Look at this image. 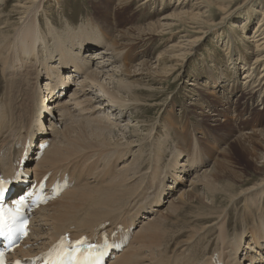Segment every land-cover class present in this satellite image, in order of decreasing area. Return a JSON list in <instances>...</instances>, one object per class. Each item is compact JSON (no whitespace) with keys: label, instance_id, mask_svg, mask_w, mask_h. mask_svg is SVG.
Masks as SVG:
<instances>
[{"label":"bare ground","instance_id":"bare-ground-1","mask_svg":"<svg viewBox=\"0 0 264 264\" xmlns=\"http://www.w3.org/2000/svg\"><path fill=\"white\" fill-rule=\"evenodd\" d=\"M7 1L10 0L4 2ZM13 1L8 12L3 7L0 13V88L4 84L0 90V163L7 173H11L15 169L11 153L13 143L23 142V133H26L32 145L37 135V141L51 142L41 160L35 166L32 165L29 171L38 178L49 171L52 176L69 173L72 183V188L37 210L31 224L32 233L26 241L31 246L20 247L14 256L37 254L66 232L73 238L83 234L91 235L105 223H108L109 229H116L119 224H123L131 230L146 211H151L152 214L143 217L147 221L139 226L137 232H132L128 246L117 253L116 259L110 264H215V255L225 264H262L264 218L254 221L253 228L249 231H236L231 238L227 228L230 222L227 214L230 206H236L235 203L240 198L248 200L249 212H252V207H258L259 212H263L264 194L261 196V193H264V176L254 186L244 187L246 179L239 183L232 181L228 175L221 173L222 164L217 166L216 162L212 168L201 174L197 173L191 179V188H182L183 191L170 202L166 211L155 215L160 210L151 208L157 203H163V194L170 193L174 187L184 182V176L178 169L197 172L196 169L202 168L209 161V152L199 145V140L191 141L189 134L187 140H182L183 133L189 130L186 125L185 131L175 134L176 143L172 146L167 137L178 121H164L163 128L160 127L163 132L159 133V128L155 127L156 121L150 127L141 122L140 118L149 112L147 109L136 115L134 119L137 121L134 124L131 119L126 124L120 123L121 119H118L126 116V110L134 108L136 111L141 104H160L145 99L147 94L143 93L146 90L153 92L155 89L143 87L145 84L143 81L139 82L140 77L135 78L138 74L136 66L141 67L140 75L150 76L153 80L160 76L167 81L185 63L189 50H193L192 46L199 45L203 34L212 29L209 20L215 8L228 12L232 0H179L175 3L178 11L151 23L148 34H166L168 41L169 38H179L178 42L172 43L168 48L169 54L161 52L158 55L157 64L162 73L155 77L149 62L141 60L138 64H133L134 56L143 57L146 54L147 47L136 55V52L133 53L138 42L142 40L146 44L144 34L136 36L133 29L118 30L116 34L106 26L108 24L104 17H98L100 23H104L102 25L87 19L77 30L71 28V22L66 17L63 32L56 26L49 8L46 10L49 0ZM133 2L126 0L125 6L120 10L127 12ZM249 14L245 20L232 23L235 35L244 32V41L255 43L254 64L252 68L247 67L250 70L244 73L242 81L243 85H247L246 88H251L241 96L245 101L253 98L258 91L261 95L264 93V82L260 83L263 77L258 78V81L256 77L260 67L264 70V10L260 22L250 32L245 30L252 19L251 12ZM229 16L230 13L224 18ZM42 18L46 19L45 24ZM240 23H243L242 27ZM104 26L106 30L103 29ZM138 30L144 31L140 28ZM197 30L203 34L194 38L192 32ZM111 34L113 39L107 44ZM100 45L103 47L94 49ZM128 47V53L119 60L121 51ZM98 59L101 61L97 62ZM105 67H109L108 72L102 70ZM74 68L84 70L85 75L78 77L81 87L77 86L71 91V96L74 97V106L71 107L70 102L60 98V93L67 85H71L70 82H75L72 77L79 76V71ZM215 82L218 83L219 80ZM190 84L194 88H204V84L198 82V79ZM92 89L97 91L96 95H93ZM163 92L165 90L160 94ZM197 99L199 100L192 103L195 106L201 104L199 101L202 98ZM225 105L227 107L226 103ZM103 109L114 111L113 115L115 112L120 115L118 118H111ZM61 122L64 126L59 130L56 124ZM45 124L50 126L46 130ZM40 132H43L42 137ZM151 140L154 147L148 148L150 162L147 164L148 152L143 153L142 146ZM136 146L137 149H134ZM128 150L133 151L135 157L132 158L135 160H130L134 162L129 166L122 165L118 173L114 163L116 165L118 158L127 154ZM183 153H186L184 157L187 160L184 163ZM164 165L165 169L162 168ZM171 169H174V173H171ZM157 178L161 179L160 183ZM23 191L24 189L17 191L13 198ZM247 195L257 196L258 199H249ZM189 208L186 214L185 211ZM214 223L218 228L216 238L210 239V244L203 245L212 230L207 228ZM185 233H188L186 237ZM201 238L203 239L200 240ZM211 244L215 246L210 249ZM167 248L172 249H168V253L176 250L179 255L185 256H174L172 260L164 258Z\"/></svg>","mask_w":264,"mask_h":264},{"label":"rangeland","instance_id":"rangeland-1","mask_svg":"<svg viewBox=\"0 0 264 264\" xmlns=\"http://www.w3.org/2000/svg\"><path fill=\"white\" fill-rule=\"evenodd\" d=\"M4 1L6 0H2V2L0 0V13L3 7L8 12L11 4L14 2L13 0L7 1L6 3ZM125 1L126 0H49V4L45 7L46 10L49 8L48 11L51 14L52 18H55L56 26H58L59 30L63 32L66 17L69 18L71 25L75 26H71V28H74L76 30L79 28V25H81L83 22L85 23L87 19L92 20L97 25H102L104 23L101 24L99 18L101 17L102 19V17H104L108 24L106 26H109V30L113 29V32H116V34H118V30L124 31L126 29H133L132 31L136 36L139 33H141L142 35L144 34L143 40L147 41L146 44H143L142 40L138 42L134 47L135 50L133 53L136 52L134 54L136 55L142 49H145L147 47V50L145 52L146 54L143 57L142 55H140L141 57L134 56L133 64H138L141 60L149 62V64L151 65L150 70L152 71V73L155 72L153 74L155 77V75L162 73L160 72L161 67H158V55L161 54V52H166L167 54H169L167 51L168 48L172 43L178 42L179 38L178 36L172 39L169 38L168 41V35L166 34L160 33L161 36H159V34H148V27L151 25V23L162 19L164 16L171 14V12L178 11V9L176 10L175 8V3H178L179 0H133L134 2L128 8L127 12H124V10L120 9L121 7L125 6ZM192 1L196 0H191V2ZM263 10L264 0H232L230 2V8L228 9V12H224L220 9L215 8V11H213V14L210 16L211 20H209V26H212V29L205 34H203L202 32L199 33L200 31L198 30L197 32L195 31L196 33L192 32L194 38L203 34V39L199 43L200 46H192L193 50H189L187 54L188 57L185 63H182L183 65L180 68H177V71H174V74H171V76L168 77L167 81L165 80V78L161 79L160 76L153 80L150 76L147 77L145 75H140L139 73H141V70L139 69L141 67L140 65L136 66L138 74L135 76V78L140 77L139 82L143 81L142 83L146 85H144L143 87L152 90L155 89L153 90V92H149L148 90H146L143 93L145 95L147 94L145 96V99L152 100V103H160L158 106H145L144 104H141L139 108L136 109V111L134 108H130L125 111L126 116L123 115V117L120 116L119 118L118 115L120 114H118V112H115L116 114L113 115L114 111L112 112L110 110L103 109V111L110 115L111 118H114L116 116L119 121L121 119L120 123L122 124H126V121H129V119H131V123L134 124L137 121V119H134L136 118V115L141 113L142 111L144 112V110L147 109L149 112L144 113L145 116L140 118L142 119L141 122L148 124V127H150L154 125L156 121L155 127L159 128V133L163 132L160 127H162L164 121H178L176 123V126L174 128L172 127V133L171 131L169 132V136L167 137V140H169L168 143L171 142L170 144H172L173 146L174 143H176L175 134L185 131L186 128L184 126L186 125L189 130L188 132L183 133L184 136L182 140H187V135L189 134L191 137V141L195 139H197V141L199 140V145L202 148L207 149L209 152V161H207L206 165H204L202 168L196 169L197 172L191 169V171L188 169L187 171H184L183 168H180L181 170L178 169L180 174L182 173V175L184 176L185 180L183 179L184 182L182 183V185L180 184L182 181L179 180L181 181L179 183L180 185L174 187L175 190L173 189L170 191V193L165 192L163 194V203H157L151 208V210L153 208H157L160 210L159 212L156 211L154 213L155 215L161 214L164 210L166 211L170 205V202H173V199L177 198V196L183 191L182 188H191V179L193 180L194 176L197 173L201 174L206 169L212 168L213 166H215L216 162L218 163L217 166L222 164V166L220 167L222 169L221 173L223 175H228L232 179V181L239 183L240 180L246 179V182L243 184L244 187L248 185L254 186L256 182L264 176V93L261 95L260 91H258V94L256 93L253 98L250 97L246 101L245 99H241L242 94L248 91V89H251L246 88L247 85H243L242 81L244 80V73L250 70L248 68H252L254 64L253 61L255 58L253 53L256 50L255 43L250 42L249 40V42L244 41V32H241L239 35H235L232 30V23H239L245 20L247 18L246 16L250 15L249 12H251L252 19L248 22L247 28L245 30H248L249 32L254 30V28L262 18ZM40 13L44 17L43 11H41ZM228 13H230V16L225 19L224 17ZM12 20H14V17H12ZM42 20V22H44L43 24H45L46 19L42 18ZM164 21L170 22L172 20L166 19ZM242 24L243 23H240L239 25H241L242 27ZM138 28L144 31H140L138 30ZM103 29L106 30L107 28L104 26ZM207 29L208 26H206L205 30L207 31ZM238 32H240V30H238ZM175 34L180 35V33L176 32ZM149 38L154 41L152 42V40H150ZM112 39L113 36L111 34L110 38L107 41V44H109ZM50 42V47H52L53 41L51 40ZM102 47L103 45H100L94 49ZM128 50L129 47L121 51L122 53L119 60L128 53ZM98 61L101 60L98 59L97 62ZM99 63L101 64V62ZM108 68L109 67H105L102 70L104 72H108ZM262 68L263 67H260L258 72H256L257 81L258 78H261V76L263 77L260 83L264 82V70ZM131 70L133 71L134 68H132ZM195 79H198V82L204 84L203 89L197 87L194 88V86L190 84L191 81ZM215 80H219V82H222L216 83ZM70 83L71 85L64 90L65 93L63 94V101L70 102L71 107H73L74 97L71 96V91L76 89L77 86H81L79 85V80H77L76 78L75 82ZM244 86L246 90L244 89ZM2 87H4V84L1 86L0 90L3 89ZM192 88L194 89L192 90ZM162 90H165V92L160 94ZM202 90L204 91L202 92ZM78 91H80V89H78ZM92 92L93 95L97 94L96 90L94 91L92 89ZM156 94L157 96L155 97ZM198 97L202 98V100L199 101L201 104L195 106L192 103L198 101ZM225 103L227 104V107H225ZM137 110H139L140 112H138ZM59 124H62V122ZM63 126L64 125H61V129ZM128 129L131 128L128 127ZM146 144L147 145L142 146V152H148L146 155L148 158L145 156L146 163L148 164L150 162V154L148 148L154 147V142H152V140L146 141ZM134 149H137V146L134 147ZM165 151L167 152L168 149H166ZM127 152L128 153L124 155L126 157L121 156L120 158H118L116 165L114 163L115 171L118 173V169H121L122 165L127 164V166H129L134 162L130 160H135V158H132L134 156L133 151L128 150ZM184 155H186V153H183L182 155V163H184L186 160V156L184 157ZM165 167V165L162 166L163 169H165ZM171 173H174V169H171ZM91 179L92 177L89 178L88 181H90ZM85 180L86 178L83 180V183L85 182ZM157 181L158 183H160L161 179L157 178ZM263 194L264 193H261V196ZM247 196L249 197V199H258L256 198L257 196ZM235 205L236 206H230V212L229 214H227V216H229L230 218V222L228 223L227 228L229 230V236L231 238L234 236L236 231H249L253 228L252 226L254 224V221H258L260 217L264 218V210L263 212L262 210L259 212L260 209L258 207H252V212H249L248 200H245V198H240L239 200H237ZM189 210L190 208L188 209V211L186 210L185 213L188 214ZM149 214H152V212L146 211L143 216H141L142 218H139V221L135 226V232H137L139 226L143 225V223L147 221L146 219L144 220L143 217H145V215L147 217L149 216ZM244 218L247 220H245ZM192 222L195 223V220H192ZM215 224L216 223L207 228L208 230H212L210 231L211 234L209 238L203 241V245L210 244V239L216 238L218 228ZM187 234L188 233H185V237L187 236ZM202 239L203 238H201L200 240ZM214 246L215 244H211L210 249ZM168 249L171 248H167V252H165L164 258L172 260L174 256H185L179 255L176 250L168 253L170 251ZM166 253H168L167 256ZM261 263L264 264V262Z\"/></svg>","mask_w":264,"mask_h":264},{"label":"snow or ice","instance_id":"snow-or-ice-1","mask_svg":"<svg viewBox=\"0 0 264 264\" xmlns=\"http://www.w3.org/2000/svg\"><path fill=\"white\" fill-rule=\"evenodd\" d=\"M6 183L0 179V197L3 196ZM14 223V218L6 215L5 210L0 208V237L10 238ZM86 243V239L71 242L67 237L63 238L57 248L53 250L55 257L51 264H100L102 252H98L95 245H89L86 249L83 248Z\"/></svg>","mask_w":264,"mask_h":264}]
</instances>
